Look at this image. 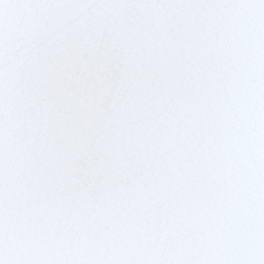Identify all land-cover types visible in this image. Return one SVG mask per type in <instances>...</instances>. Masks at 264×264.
Segmentation results:
<instances>
[{"label": "snow or ice", "instance_id": "obj_1", "mask_svg": "<svg viewBox=\"0 0 264 264\" xmlns=\"http://www.w3.org/2000/svg\"><path fill=\"white\" fill-rule=\"evenodd\" d=\"M0 264H264V0H0Z\"/></svg>", "mask_w": 264, "mask_h": 264}]
</instances>
